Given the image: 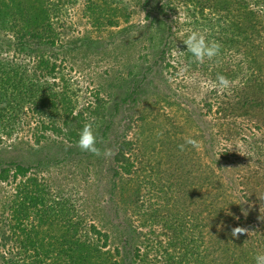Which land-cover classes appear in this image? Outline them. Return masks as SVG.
I'll return each mask as SVG.
<instances>
[{"label":"rangeland","instance_id":"obj_1","mask_svg":"<svg viewBox=\"0 0 264 264\" xmlns=\"http://www.w3.org/2000/svg\"><path fill=\"white\" fill-rule=\"evenodd\" d=\"M140 2L63 0L60 19L67 36L78 40L63 69L69 83L66 89L76 108L96 91L109 100L110 94L125 89L121 78L146 52L140 35V25L145 22ZM178 7V13L170 16L175 45L165 57L177 68L172 75L163 72V79H168L169 84L164 80L167 86L160 82L136 101L125 102L124 111L114 121L110 139L101 148L115 152L116 140H130L132 144L126 149L130 171L119 170L120 174L115 175L117 165L113 157L93 154L40 171L35 169L40 186L43 178L55 189L56 197L70 198V217L79 220L77 237L84 239L91 224L108 234L105 247L90 256L91 264H210L209 254L217 245L212 240L226 237L237 224L247 230L240 235L256 252L247 254L248 259L255 264V257L264 254V204L252 197L248 199L246 187L238 183L247 169L262 170L259 162L264 157L243 144V137L249 139L256 129L242 117L233 122L238 128L228 121L222 127L212 128L216 118L200 109L199 103L213 82L201 66L193 70L181 64V44L192 26L191 18ZM110 19L115 21L113 25ZM239 57L240 54L228 51L223 60L234 67ZM211 61L205 59L202 64ZM44 109L36 115L24 105L19 121L25 122L5 136L6 144L19 139L32 143V128L39 117L55 118L60 123L57 116L50 117L49 107ZM188 137L198 141V146L185 145V150L180 151L178 145ZM246 154L252 157L247 158ZM212 170L215 185L207 184L204 178ZM12 187L0 183V226L14 222L9 207ZM207 193L226 197L222 219V212L218 217L205 207ZM90 237L91 241L95 239ZM101 242L99 238L96 246L100 247ZM6 248L1 250L7 252Z\"/></svg>","mask_w":264,"mask_h":264},{"label":"trees","instance_id":"obj_2","mask_svg":"<svg viewBox=\"0 0 264 264\" xmlns=\"http://www.w3.org/2000/svg\"><path fill=\"white\" fill-rule=\"evenodd\" d=\"M62 2L0 0V183L13 186L9 207L14 221L0 226V264H91L93 252L105 247L108 234L93 224L89 225L84 239L76 236L79 220L70 217L73 211L70 198L56 197L55 189L43 178L40 186L35 173L46 166L90 155L76 147L78 133L89 120L98 125L97 146L102 148L110 139L114 121L124 111L125 102L136 101L140 94L146 95L151 92L149 87L156 88L160 82L169 84L168 79H163V72L172 75L177 68L176 64L165 61V57L175 45L170 16L178 13V6L191 18L188 34L197 31L221 44L219 54L205 64L195 62L181 44L184 49L181 64L193 70L201 66L207 79L213 82L200 100V109L216 118L212 128L222 127L227 121L236 126L233 122L241 117L251 121L256 132H251L249 139L243 137V144L264 157V0H141L145 22L140 25V35L146 52L121 78L125 89L110 94L109 100L96 91L77 108L66 89L69 83L63 69L69 51H73L78 40L65 32L60 19ZM110 23L113 25L115 21L110 19ZM228 51L240 54L237 66L223 60ZM218 74L229 81L227 89L218 87ZM24 105L31 107L36 115L49 107L50 117L57 116L61 121L38 116L32 128V143L19 139L6 144L5 136L25 122L19 121ZM115 143L113 160L117 169L113 173L119 175V170L128 173L131 162L126 149L132 143L125 137ZM259 168L262 170L247 169L238 183L246 187L248 199L252 197L264 204L263 160ZM215 176L213 170L210 174L206 172V183L215 185ZM221 198L220 194L207 193L205 207L218 217L222 212V219L226 197ZM243 213L247 217V210ZM29 219L31 222L27 224ZM241 221L244 222L243 218ZM241 236L228 233L212 240L217 245L209 254L210 264H254L247 254L256 252L251 244H245L246 237ZM99 238L103 240L100 247L96 246ZM4 246L7 252L1 250Z\"/></svg>","mask_w":264,"mask_h":264},{"label":"clouds","instance_id":"obj_3","mask_svg":"<svg viewBox=\"0 0 264 264\" xmlns=\"http://www.w3.org/2000/svg\"><path fill=\"white\" fill-rule=\"evenodd\" d=\"M183 44L188 52L194 57L195 62L203 63L205 59L211 60L216 57L221 49V44L215 40H209L205 35L192 31L184 39ZM218 87L221 89H227L229 87V81L224 76L217 75ZM79 113H74L73 115H78ZM98 125L94 120H89L86 122L78 133V139L76 141V147H78L83 152L91 153L95 156H106L114 157L116 153L110 149L105 148L103 151L97 146V135L95 128ZM159 135L162 136V133ZM185 145H191L192 147L198 146V141L188 137L185 139L184 144L178 145L180 151L185 150ZM247 230L243 227H234L231 231V235L236 237L240 234L245 233ZM255 264H264V254H258L255 257Z\"/></svg>","mask_w":264,"mask_h":264}]
</instances>
